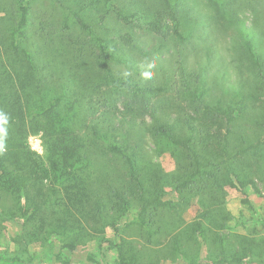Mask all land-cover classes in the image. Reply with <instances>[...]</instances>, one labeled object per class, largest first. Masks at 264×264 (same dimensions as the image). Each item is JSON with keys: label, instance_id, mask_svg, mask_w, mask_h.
<instances>
[{"label": "trees", "instance_id": "trees-1", "mask_svg": "<svg viewBox=\"0 0 264 264\" xmlns=\"http://www.w3.org/2000/svg\"><path fill=\"white\" fill-rule=\"evenodd\" d=\"M41 1L0 0V112L9 118L0 151V201L2 192L15 196V206L27 221L28 216L47 210L46 201L56 196L58 215H80L90 226L102 204L116 197L124 201L118 182L112 179L113 164L126 174L124 186H129L130 195L151 220L161 218L175 230L177 222L168 220L174 219L171 211L177 210L172 201L165 200L174 192L185 205L197 198L199 221L225 232L228 225L222 208L226 188L243 192L259 184L264 191V55L245 40L238 67L248 69L252 82L225 88L224 75L218 73V94L211 85L208 66L189 67L182 50L193 42L185 24L197 22L191 15L190 0H45L52 6L48 10L56 12L49 11L46 18L39 15L44 10ZM214 1L221 19L237 20L229 3L225 6L222 0ZM205 21L201 29L212 24ZM53 22L61 29H52ZM111 23L152 34L165 48L173 47L178 53L169 49V54L176 56L175 66L165 68L160 81L145 79L140 61L158 51L148 52L131 31L113 34ZM72 26L84 36L67 35ZM113 63L135 69L136 75L117 76L111 69ZM83 69L93 80L82 77ZM56 78L63 84L59 90ZM84 82L103 86L96 85L98 90L90 87L94 92L87 94ZM95 96L102 99L99 108ZM121 100L123 110L118 105ZM139 112L141 122L150 120L145 132L154 140L157 152L163 147L170 151L179 147L186 152L188 164L181 166L177 179H162L159 191L152 193L144 186L133 153L127 151L131 147L128 130H143L135 116ZM244 116L249 123L242 125L239 121ZM37 132H42L48 143L51 155L47 167L27 144V135ZM88 158L102 168L88 166ZM70 178L76 184L60 188ZM45 180L51 182L52 194L41 193ZM0 215L5 216L1 204ZM110 227L117 231L116 224ZM201 228L197 231L203 236ZM35 234L28 235L35 238ZM49 236L54 241L62 235L51 229ZM234 239L243 247V254L224 258L222 243L210 264H246L249 259L264 264V237L235 235ZM77 242L68 245L71 251ZM126 243L130 251L137 250L136 241ZM87 260L99 264L93 255ZM0 264L31 263L0 251Z\"/></svg>", "mask_w": 264, "mask_h": 264}, {"label": "rangeland", "instance_id": "rangeland-1", "mask_svg": "<svg viewBox=\"0 0 264 264\" xmlns=\"http://www.w3.org/2000/svg\"><path fill=\"white\" fill-rule=\"evenodd\" d=\"M190 1L191 15L197 19V22L191 21L185 24V29L188 32L191 31L193 36V42L188 47L181 46L187 65L189 67L207 65L211 85L218 94L221 93L218 73L224 75L225 88L236 83L250 84L252 74L246 67L243 68L240 65L241 68H239L238 65L241 62V49L245 40H250L264 55V0H222L225 6H228L226 5L228 3L231 5L232 15H234L232 10L236 12L235 22L220 18L217 12L218 5L214 0ZM41 2L44 3L41 9L44 10L40 11L39 15L46 18L50 11L48 9L52 6L45 0ZM75 8L78 10V7ZM87 16L88 14H84V17ZM205 20H209L212 24L206 29H201L203 24L207 23ZM53 25L52 29H61L60 24L53 22ZM110 26L114 28L113 34L118 31L123 33L131 31L132 34L140 37L142 45L148 52L158 51V54L154 56L143 57L139 65L142 70L146 71L148 63L155 64V67L150 69L153 73L151 79L160 81L164 76L165 68H171L173 64L175 66L176 56H170L169 49L174 53L178 51L171 46L165 48V43L154 35L142 33V31L131 29L130 26L121 23H111ZM68 34L74 37L84 36L74 26L67 31ZM207 55H210V58ZM89 58L90 56L86 58L88 63ZM111 69L120 77L134 78L136 75L135 69L128 68L124 64L113 63ZM80 73L88 81L93 80L86 70H80ZM83 85L87 94L94 92L90 87L98 90V86L101 88L103 86L99 82L93 84L84 82ZM55 86L59 90L63 84L57 80ZM125 100L128 101V99ZM123 102L124 100H121L118 103L121 109ZM94 104L98 108L101 107L102 99L95 96ZM141 114L142 112H139L135 116L138 118L139 127L143 130L141 133L128 130V144L131 147L127 151L133 153L138 173L143 177L144 186L152 193L159 191L162 179L166 181H172L174 177L177 179L176 177L181 175V166L184 165L186 168L188 164L186 163V152L179 147H173V151L163 147V151L157 152L154 140L145 132L150 120L145 118L146 122L144 119L141 122L139 120V118L142 119ZM246 119L244 116L239 123L248 124L249 120L246 123ZM102 120H105V117ZM27 144L31 151L41 157L47 167L51 154L43 133L28 134ZM136 146L138 148H135ZM89 160L88 166L98 167L96 160L92 158ZM100 166L101 164L98 169L102 168ZM111 166L114 168L111 169L112 179L118 182V192L124 201L116 197L110 203L102 204L91 227L82 220L80 215L63 212L58 215L59 208L54 206L56 196L46 201L49 205L47 210L35 216H28L27 221H23L21 211L15 206V196L2 192L0 204L5 210V216L0 215V251L30 261L31 264H91L87 260L88 255H93L99 264H210V261L219 255L222 243L226 249L224 258L234 253L243 254V247L240 244L236 245L235 235L255 239L264 237V191L259 184L255 188L248 186L243 192L235 188H226L227 195L222 213L227 217L228 229L223 233L199 221L201 212L198 209L197 198H193L189 206L180 202L177 193L171 192L165 200L172 201L177 212L171 211L175 217L168 221L178 224L175 230L171 231L160 220L161 218L150 219L149 214L141 208L140 202L130 195L129 186H124L127 181L126 174L115 165ZM50 183L47 180L43 182L40 188L41 193H53V186ZM75 184V180L70 178L60 188ZM149 195L147 193L145 196L149 197ZM112 223L116 224L117 231L110 227ZM60 225L64 228L61 229ZM198 226L202 227L203 236L197 231ZM51 229L60 231L62 236L51 241V237H47ZM35 232V238H30L28 234ZM74 240L78 242L71 251L68 245ZM130 241L137 242L136 252L128 249L126 242ZM122 257H124V262H121ZM260 262V260L249 259L246 264H261Z\"/></svg>", "mask_w": 264, "mask_h": 264}, {"label": "clouds", "instance_id": "clouds-1", "mask_svg": "<svg viewBox=\"0 0 264 264\" xmlns=\"http://www.w3.org/2000/svg\"><path fill=\"white\" fill-rule=\"evenodd\" d=\"M154 63H148L146 68L148 70L144 71L143 76L145 79H150L153 75L150 69L154 68ZM128 75V73H125ZM8 116L5 113L0 112V151L4 149V141L7 136V125H8Z\"/></svg>", "mask_w": 264, "mask_h": 264}]
</instances>
